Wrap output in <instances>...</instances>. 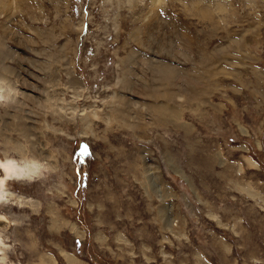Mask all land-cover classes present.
Instances as JSON below:
<instances>
[{"label": "rangeland", "instance_id": "rangeland-1", "mask_svg": "<svg viewBox=\"0 0 264 264\" xmlns=\"http://www.w3.org/2000/svg\"><path fill=\"white\" fill-rule=\"evenodd\" d=\"M16 1L0 260L264 264V0Z\"/></svg>", "mask_w": 264, "mask_h": 264}, {"label": "bare ground", "instance_id": "bare-ground-1", "mask_svg": "<svg viewBox=\"0 0 264 264\" xmlns=\"http://www.w3.org/2000/svg\"><path fill=\"white\" fill-rule=\"evenodd\" d=\"M16 0H1V5L3 6V8H8L10 5L13 4V2H15ZM17 2V1H16ZM161 2H163L162 0H154V4L155 5H159ZM18 4V3H17ZM14 7V6H13ZM13 7H10V8H13ZM10 10V9H9ZM15 10V9H14ZM16 11V10H15ZM14 12V11H13ZM7 13V12H6ZM12 13V12H11ZM1 91V90H0ZM9 160H7L6 162H8ZM0 164H3V163H0ZM18 168H20L21 166L16 164ZM33 172L31 171V173L27 172L25 174H17L16 176H13L11 178H6L7 177V174L2 170L0 169V181H3V187L0 188V196H1V199L5 197V187H6V183L7 181H11V180H22L24 179L25 177H28V175L32 174ZM0 199V200H1ZM5 221V220H4ZM74 230L79 233L77 230V228H74ZM0 246H1V242H0ZM1 249H0V254H1ZM63 254H66V253H63ZM67 256V263L68 264H77L78 262L75 261L71 256H69L68 254L65 255ZM53 260V259H52Z\"/></svg>", "mask_w": 264, "mask_h": 264}, {"label": "clouds", "instance_id": "clouds-1", "mask_svg": "<svg viewBox=\"0 0 264 264\" xmlns=\"http://www.w3.org/2000/svg\"><path fill=\"white\" fill-rule=\"evenodd\" d=\"M0 165H2L0 169H2L7 174L6 178H11L13 176H16L17 174H25L28 172L29 168L36 169L37 167L35 164H28L18 168L16 163L13 161H8ZM2 187H3V183L0 184V188ZM5 260H0V264H5Z\"/></svg>", "mask_w": 264, "mask_h": 264}, {"label": "snow or ice", "instance_id": "snow-or-ice-1", "mask_svg": "<svg viewBox=\"0 0 264 264\" xmlns=\"http://www.w3.org/2000/svg\"><path fill=\"white\" fill-rule=\"evenodd\" d=\"M0 167H2V165H0ZM3 183V181H0V184H2Z\"/></svg>", "mask_w": 264, "mask_h": 264}]
</instances>
